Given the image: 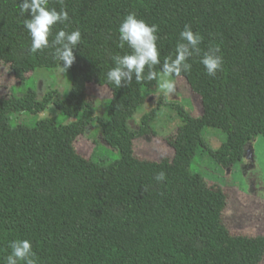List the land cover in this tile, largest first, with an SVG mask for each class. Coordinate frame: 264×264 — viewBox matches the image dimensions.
<instances>
[{
    "label": "trees",
    "instance_id": "obj_1",
    "mask_svg": "<svg viewBox=\"0 0 264 264\" xmlns=\"http://www.w3.org/2000/svg\"><path fill=\"white\" fill-rule=\"evenodd\" d=\"M20 4L0 0V61L25 81L29 72L59 62L51 48L30 51ZM49 6L69 13L55 31L79 29L82 40L74 50L68 95L50 89L40 96L31 87L23 95L0 97V264L9 241L17 238L32 241L39 264H261L264 235L233 234L224 222L227 193L191 165L208 147L209 128L226 132L211 150L226 168L243 161L247 145L264 136L263 121L246 115L264 89V0H50ZM130 12L159 25L161 63L175 56L186 24L201 33L202 53L218 45L224 57L215 76L207 74L200 57L191 58V71L183 73L202 97V115L177 100L162 103L178 125L169 138L172 159L135 155L134 140L156 132L158 108L142 117L139 128L131 124L152 88L135 79L117 88L107 80L112 56L130 52L127 45L119 47L118 32ZM153 70L155 83L161 66ZM89 82L113 91L103 114L88 98ZM51 105L75 120L13 122L14 114ZM94 124L119 157L98 159L97 151L90 157L78 151L77 139ZM160 172L166 174L163 181L155 179Z\"/></svg>",
    "mask_w": 264,
    "mask_h": 264
},
{
    "label": "rangeland",
    "instance_id": "obj_2",
    "mask_svg": "<svg viewBox=\"0 0 264 264\" xmlns=\"http://www.w3.org/2000/svg\"><path fill=\"white\" fill-rule=\"evenodd\" d=\"M162 75L161 73L159 80L155 83L154 80L142 81L152 89L147 91L145 104L131 121L135 128H139L142 117L146 113L156 108L160 109L154 122L156 132L134 140L135 155L142 160L162 161L166 158L172 159L175 155V149L169 138L173 137L177 131V120L174 116H168L167 108L162 106L164 101L167 102L165 104L174 100L183 102L196 116L204 112L201 95L193 90L183 73L178 77H171L175 83V90L167 94L161 88ZM27 77L25 81H22L12 73L9 64L0 61V97L23 95L31 87L36 88L40 96L50 89H57L66 96L73 86L71 69L65 72L59 66L31 71ZM86 91L97 113H105L113 97L112 89L106 85L89 82ZM261 94L264 95L263 88ZM261 96L246 113L251 122L261 120L264 123V98ZM50 116L57 117L61 123H70L75 120L51 105L47 110L39 113L14 114L13 122L35 124L38 120ZM206 136L208 147L200 150L191 168L202 172L209 185H220L227 193L228 203L224 211V222L233 234L264 235V136L257 137L247 145L243 161L227 168L211 154V150L218 148L226 138V132L209 128ZM76 146L78 151L86 157L92 156L95 151H97L98 159H115L120 156V152L111 148L104 140L101 128L96 124L89 126L87 131L77 139ZM261 264H264V258Z\"/></svg>",
    "mask_w": 264,
    "mask_h": 264
},
{
    "label": "clouds",
    "instance_id": "obj_3",
    "mask_svg": "<svg viewBox=\"0 0 264 264\" xmlns=\"http://www.w3.org/2000/svg\"><path fill=\"white\" fill-rule=\"evenodd\" d=\"M63 4V0H60ZM50 0H21L20 12L26 15L23 21L31 37L30 51L35 53L44 49H53V59L59 62V67L67 72L76 61L74 50L80 45L82 33L79 29L67 31L61 28L55 31L57 24H65L69 20L66 7H50ZM119 47L127 45L130 52L124 55H113L114 66L107 72V80L117 88L130 85L135 79L137 83L144 80L157 79L155 66H161V88L165 93L175 90L171 77L191 71V58L200 57V63L210 76H215L223 70L224 57L218 45H210L206 51L200 47L203 37L186 24L179 34L175 56L165 57L161 63V53L158 46L159 25L149 23L137 16L135 12L128 13L118 27ZM51 37V40H50ZM202 53V55H201ZM147 73L145 74V69ZM166 174L156 175L157 181H163ZM10 252L4 257V264H39V259L28 238H17L9 241Z\"/></svg>",
    "mask_w": 264,
    "mask_h": 264
}]
</instances>
